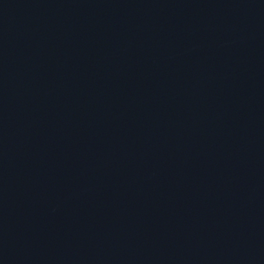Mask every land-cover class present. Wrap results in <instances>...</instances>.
<instances>
[{
  "label": "water",
  "instance_id": "1",
  "mask_svg": "<svg viewBox=\"0 0 264 264\" xmlns=\"http://www.w3.org/2000/svg\"><path fill=\"white\" fill-rule=\"evenodd\" d=\"M0 264H264V0H0Z\"/></svg>",
  "mask_w": 264,
  "mask_h": 264
}]
</instances>
